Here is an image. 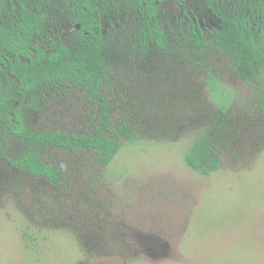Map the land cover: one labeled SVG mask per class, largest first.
<instances>
[{
    "label": "rangeland",
    "instance_id": "obj_1",
    "mask_svg": "<svg viewBox=\"0 0 264 264\" xmlns=\"http://www.w3.org/2000/svg\"><path fill=\"white\" fill-rule=\"evenodd\" d=\"M187 1L210 17L199 0ZM164 10L175 27L179 8ZM125 39L112 44L121 48ZM120 48L107 58L110 98L141 141L103 167L91 152L47 147L41 156L62 171L54 187L10 166L4 154L22 145L0 136V264H264V71L247 83L221 50L194 55V66L160 62L157 48ZM219 102L230 127L220 167L203 175L183 154ZM20 110L33 129L90 132L100 122L99 105L72 85L37 93ZM160 112L177 121L160 123Z\"/></svg>",
    "mask_w": 264,
    "mask_h": 264
},
{
    "label": "trees",
    "instance_id": "obj_2",
    "mask_svg": "<svg viewBox=\"0 0 264 264\" xmlns=\"http://www.w3.org/2000/svg\"><path fill=\"white\" fill-rule=\"evenodd\" d=\"M69 1L80 31L72 42H66L59 29L46 51L35 45V37L43 31L48 17L53 23L61 22V4L68 0H0V136L2 140L14 138L22 145L17 154H4L3 158L10 166L43 178L54 187L61 184L62 171L41 156L47 147L71 154L91 152L97 165L103 167L126 144L141 141L135 122L126 112H115L114 100L110 98L112 80L107 58L111 48L120 47L108 42L100 29L94 0ZM165 1L160 0L159 21L157 3L147 0L146 16L136 41L140 52L156 47L160 49V62L174 58L195 66L194 55L221 50L230 56L239 77L247 83L258 82L257 72L264 71V0H245L244 9L237 16L216 12L222 28L211 40L201 30L183 31L179 19L173 27L165 18ZM175 1L186 8V0ZM14 2L19 3V9ZM124 45L122 42L121 48ZM58 85L79 88L90 102L99 105L100 122H93L90 132H64L52 127L33 129L24 124L20 110L24 100L30 97L34 100L37 93ZM259 107L264 111V91L259 96ZM217 111L212 121L197 125L200 130L183 154L186 166L203 175L220 167V148L225 147L224 138L230 127L223 102H219ZM175 121L177 116L172 112H160V123Z\"/></svg>",
    "mask_w": 264,
    "mask_h": 264
},
{
    "label": "flooded vegetation",
    "instance_id": "obj_3",
    "mask_svg": "<svg viewBox=\"0 0 264 264\" xmlns=\"http://www.w3.org/2000/svg\"><path fill=\"white\" fill-rule=\"evenodd\" d=\"M154 2L158 5L157 18L160 21V0H154ZM172 2L179 8L177 19H179L183 31L193 29L195 32H198V30H201L204 36L211 40L212 36L222 28V21L216 12L224 11L232 16L241 15L245 0H199V4L206 10L210 16L209 18H202L199 14H195L188 7L187 0L185 1V9L175 0H166L165 4ZM14 4L18 9L20 8L18 2H14ZM94 4L97 9V16L101 21L100 29L108 37V42L111 43L113 37L120 43L119 37H126L123 41L126 51L133 54L140 52L136 41L139 27L144 22V17L146 16L147 0H94ZM28 7L31 8V6ZM48 10L50 11L51 7L48 6ZM60 14V23L51 22L49 17L47 20L45 19L42 27L43 31L40 32L39 36L35 37V45H39L46 51L49 50L53 42V36L54 34H59V29L62 30L61 36L66 42H72L75 39L81 26L72 17L74 16V12L69 0L67 3L61 4ZM256 17L260 19V15ZM84 33L87 32L84 31Z\"/></svg>",
    "mask_w": 264,
    "mask_h": 264
}]
</instances>
